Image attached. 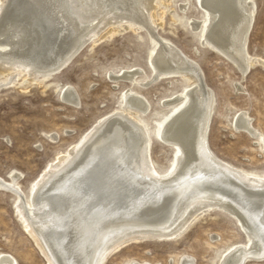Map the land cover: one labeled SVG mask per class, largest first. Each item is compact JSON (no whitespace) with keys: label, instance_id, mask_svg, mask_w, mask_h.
Listing matches in <instances>:
<instances>
[{"label":"bare ground","instance_id":"obj_1","mask_svg":"<svg viewBox=\"0 0 264 264\" xmlns=\"http://www.w3.org/2000/svg\"><path fill=\"white\" fill-rule=\"evenodd\" d=\"M170 1H0V86L14 85L20 78L22 85L43 83L68 66L102 27L113 35L118 25L128 22L147 28L156 44L150 78H182L189 84L164 102L167 107L183 101L158 122V139L178 150L167 174L157 169L146 124L137 118V113L149 112L151 104L128 89L122 109L101 117L60 154L34 182L30 199L19 184V172L10 182L0 177V188L17 197L27 233L48 264H106L112 253L129 243L177 239L212 210L236 218L249 239L225 252L219 264L264 261V176L230 164L211 149L215 93L205 83L204 70L172 42L154 34L161 25L156 20L160 2ZM198 3L207 20L192 19L190 25L194 32L204 28L202 44L227 58L244 77L258 64L264 66V58L252 56L248 49L256 17L254 0ZM139 71L126 77L140 84L135 77ZM74 89L65 86L62 95L78 104ZM233 126L259 140L264 149V134L247 112L237 113ZM48 137L56 142L60 136ZM0 264L18 262L3 253ZM178 264L196 260L184 255Z\"/></svg>","mask_w":264,"mask_h":264},{"label":"rangeland","instance_id":"obj_2","mask_svg":"<svg viewBox=\"0 0 264 264\" xmlns=\"http://www.w3.org/2000/svg\"><path fill=\"white\" fill-rule=\"evenodd\" d=\"M254 3L256 17L248 49L252 56L264 58V0ZM184 4L187 7L182 10ZM192 19L207 20L198 0L160 2L156 20L161 25L154 34L162 41L172 42L204 70L205 83L215 93L208 135L211 149L230 164L264 176L261 142L233 126L236 114L245 111L264 134V66L258 64L242 76L227 58L202 44L204 28L194 32ZM124 26L128 28L122 30ZM117 28V33L109 35V28L102 27L64 70L43 83L22 85L20 78L14 85L0 86V177L10 182L12 175L19 172V184L27 199L31 198L34 182L60 154L71 149L101 117L122 109L123 93L128 89L143 95L151 104L150 111L139 116L137 113V118L146 124L157 169L167 174L174 168L178 150L158 139V122L183 103L166 107L164 102L180 95L189 84L182 78H150V58L156 44L148 29L138 28L135 22ZM100 37V41L93 42ZM138 71L139 76L135 77L142 83H132L126 75ZM65 86L75 88L78 104L64 99ZM52 134L60 136L56 142L48 137ZM17 202L12 192L0 188V255L10 254L18 264H48L28 235ZM248 240L236 218L212 210L177 239L129 243L112 253L106 264H178L184 255L194 257L196 264H219L225 252Z\"/></svg>","mask_w":264,"mask_h":264}]
</instances>
